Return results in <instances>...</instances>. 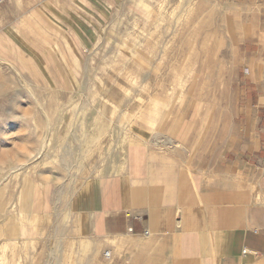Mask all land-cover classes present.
Wrapping results in <instances>:
<instances>
[{
	"label": "crops",
	"instance_id": "1",
	"mask_svg": "<svg viewBox=\"0 0 264 264\" xmlns=\"http://www.w3.org/2000/svg\"><path fill=\"white\" fill-rule=\"evenodd\" d=\"M252 1L261 2L258 11L264 12L262 0ZM118 3L5 0L0 5V60L14 66L28 85L65 98L62 102H84L88 96L77 93V87L88 85L77 75L79 65L84 66L81 38L98 32L99 17L108 18L104 14ZM243 28L244 48L234 65L225 122L217 105L207 129L198 118L186 117L171 139L175 148L160 149L155 141L144 142L147 146L135 153L123 150L113 171L88 178L92 184L83 197L75 195L73 213L83 224L81 237L102 244L96 255L112 246L113 253L123 254L125 248L128 255L136 248L139 257L126 258L133 263L147 253L172 264H264V15L244 22ZM28 109L33 110L32 104ZM24 118L31 128L35 117ZM13 153L12 143L0 149V171L13 165ZM39 175L28 178L24 212L32 221L19 222V241L49 237L54 228L45 218L55 221L62 210L59 177ZM0 215L6 221L9 212Z\"/></svg>",
	"mask_w": 264,
	"mask_h": 264
},
{
	"label": "rangeland",
	"instance_id": "2",
	"mask_svg": "<svg viewBox=\"0 0 264 264\" xmlns=\"http://www.w3.org/2000/svg\"><path fill=\"white\" fill-rule=\"evenodd\" d=\"M198 2L208 10L190 9V4ZM259 3L119 0L104 14L108 18L99 17L98 32L81 38L84 66L79 65L77 75L88 85L77 87V93L88 96L84 102L71 98L62 102L65 98L51 89L28 85L24 75L14 73V66L0 60V149L5 143L14 146L13 165L0 171V214L5 209L9 212L6 221L0 215V233L5 230L0 238V264H172L147 253L142 262L137 258L133 263L126 258L139 257L136 248L128 255L125 248L123 254L113 253L111 246L96 255L102 244L98 242L92 250L84 247L83 224L73 213L75 195L83 197L87 184H92L86 182L88 178L113 171L132 141L134 152L143 149L139 142L155 141V147L170 150L171 139L186 117L198 118L207 129L217 105L222 123L229 118L234 65L240 60L246 36L242 24L256 16L260 20L264 12L258 11ZM162 44L167 47L159 49ZM39 107L51 121L52 142L46 155L31 163L44 135ZM29 115L35 117L31 128L24 118ZM149 116L154 123H148ZM43 172L59 177L64 190L58 199L61 213L55 221L50 215L45 218L54 228L52 236L19 241V222L32 221L24 212L28 178ZM70 197L74 198L72 206ZM65 207L71 210L62 221ZM12 237L14 241L7 240ZM108 250L112 254L106 258L103 253Z\"/></svg>",
	"mask_w": 264,
	"mask_h": 264
},
{
	"label": "bare ground",
	"instance_id": "3",
	"mask_svg": "<svg viewBox=\"0 0 264 264\" xmlns=\"http://www.w3.org/2000/svg\"><path fill=\"white\" fill-rule=\"evenodd\" d=\"M204 3H202V2H198V3H196V5H191L190 4V9L191 8H195V9H198V11H204L205 12V10H208L207 8H208V6L207 7H205L204 5H203ZM212 10H213V8H211ZM211 11V10H210ZM195 12H197V11H195ZM201 12H199V15H200V13ZM203 13V12H202ZM201 13V14H202ZM167 47V45L166 44H162V46H159L158 48L159 49H161V48H166ZM2 61V60H1ZM12 70L14 71V73L16 74V75H19V71L15 68V67H12ZM190 76V70H188V71H186L185 73H184V78H188ZM40 108V110L42 111V114H43V117H44V135H43V137H42V139H41V142H40V147L38 148V150H37V153H36V155H35V157L33 158V161L31 162V163H34V161H36L37 159H40V158H43V156L44 155H46V150L48 149V147H50V145H51V142H52V125H51V121H50V119H49V116L46 114V112L44 111V109H43V107H39ZM117 125V124H116ZM140 143V145H142L143 146V149L145 148V146H147L144 142L142 143V142H139ZM134 147H136V144L132 141L130 144H129V152H132L133 150H134ZM147 148V147H146ZM135 153V152H134ZM134 155V154H133ZM26 167V166H25ZM23 168V167H22ZM22 168H17V170H19V169H22ZM29 182H30V186H31V188L33 187V181L31 180L30 181V179H29ZM1 186V185H0ZM30 188V187H29ZM69 211L70 210H66L65 211V213H64V215H63V220L62 221H64V219H65V217L67 218L68 216H69ZM73 223V222H72ZM18 228V227H17ZM26 229V228H25ZM145 235H148V234H145ZM1 236H2V234L0 233V238H1ZM10 236V235H9ZM11 237V236H10ZM13 238V237H12ZM44 238V237H43ZM82 242V241H81ZM98 242H91V241H89V240H87V241H85V246L84 247H87V248H89V249H93V248H95L96 247V245L95 244H97ZM83 244V245H84ZM82 245V244H81ZM4 247H5V245H4ZM108 252H109V256L107 257V258H109L110 257V254H112L109 250H108Z\"/></svg>",
	"mask_w": 264,
	"mask_h": 264
},
{
	"label": "built area",
	"instance_id": "4",
	"mask_svg": "<svg viewBox=\"0 0 264 264\" xmlns=\"http://www.w3.org/2000/svg\"><path fill=\"white\" fill-rule=\"evenodd\" d=\"M2 0H0V2H1ZM104 256L107 258L108 256H109V252L108 251H105L104 253Z\"/></svg>",
	"mask_w": 264,
	"mask_h": 264
}]
</instances>
